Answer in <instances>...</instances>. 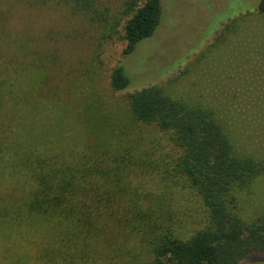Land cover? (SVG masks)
I'll use <instances>...</instances> for the list:
<instances>
[{"label": "rangeland", "instance_id": "obj_1", "mask_svg": "<svg viewBox=\"0 0 264 264\" xmlns=\"http://www.w3.org/2000/svg\"><path fill=\"white\" fill-rule=\"evenodd\" d=\"M86 2L0 0V145L10 148V132L17 131L22 152L33 145L70 158L102 146L123 155L129 170L114 176L122 186L112 190L115 204L103 203L94 242L99 252L77 264H148L150 243L164 227L188 240L207 227L209 214L177 171L181 151L155 123L137 120L130 96L156 86L172 99L211 109L232 123L245 150L264 158V111L255 107L264 101V14L260 0H162L154 34L123 56L129 4L135 11L145 0ZM119 64L130 79L122 91L111 84ZM15 97L21 103L11 102L8 121ZM9 157L3 150L0 161ZM16 172L13 189L21 175ZM236 204L243 221L264 217V176L238 190ZM56 224L29 229L39 235L37 244L20 236L26 264L50 261L40 249L67 248L56 237ZM240 264H264V254Z\"/></svg>", "mask_w": 264, "mask_h": 264}, {"label": "trees", "instance_id": "obj_2", "mask_svg": "<svg viewBox=\"0 0 264 264\" xmlns=\"http://www.w3.org/2000/svg\"><path fill=\"white\" fill-rule=\"evenodd\" d=\"M72 1L80 4L84 0ZM258 3L259 12L264 14V0ZM89 4L92 0L85 3ZM134 8L135 3H130V15L123 27V56L150 38L162 17V0H145L135 11ZM111 84L117 91L129 86L130 79L121 64L112 70ZM11 102L17 106L21 100H9L8 121H12L8 116L13 108ZM130 103L138 121L155 123L181 151L177 171L188 179L209 214L207 227L188 240L175 235L171 225L164 227L155 242L150 243L148 264H240L255 253L264 254V217L243 221L235 212L238 190L264 176V158L242 147L230 121L211 109L165 96L156 86L135 92ZM263 103L257 101L259 112L264 111ZM19 137L17 131L10 132L12 146L0 145V155L5 150L10 156L0 161V264H26V249L17 243L23 238L20 236L35 243L39 235L29 229L35 224L53 227L54 223L59 226L56 237L67 248L52 245L40 249L39 254L50 255L47 264L87 263L85 258L99 252L94 242L100 235L96 225L104 215L103 203L115 204L112 190L121 189L120 178L114 176L127 172L121 162L123 155L115 156V149L102 146L94 147L90 153L72 152L70 158L48 150H32L33 145L22 152ZM16 171L21 175L16 180L18 187L13 189ZM126 202L120 200L121 205ZM115 213L110 209L111 217ZM151 234L154 233L148 235ZM82 241L86 242L83 249L79 247ZM64 251L67 256H63Z\"/></svg>", "mask_w": 264, "mask_h": 264}]
</instances>
